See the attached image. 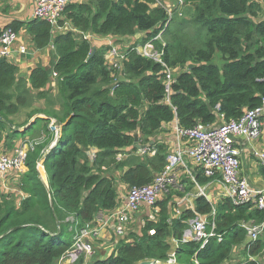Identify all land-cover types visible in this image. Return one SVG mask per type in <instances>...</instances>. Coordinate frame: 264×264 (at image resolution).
<instances>
[{
	"label": "trees",
	"instance_id": "1",
	"mask_svg": "<svg viewBox=\"0 0 264 264\" xmlns=\"http://www.w3.org/2000/svg\"><path fill=\"white\" fill-rule=\"evenodd\" d=\"M165 1L94 0L70 4L58 26L63 28L66 21L74 31L56 36L50 24L34 19L26 24L31 44L36 50L52 44L54 60L49 68L35 67L27 79L19 77L16 65L0 57V144L10 150L15 140L23 139L38 125L42 135L27 154V171L20 178L19 187L25 197L16 206L13 199L0 195V264H57L74 242L70 230L74 224L68 218L75 219L79 226L91 222L99 212L107 213L117 207L118 183L127 190L145 186L163 170L167 148L150 142L163 124L176 122L184 130L198 124L209 126L217 124L221 115L225 121L236 120L244 111L261 105V3L183 0L192 4L197 37L203 34L195 43L182 34L183 23H177L178 29L170 31L171 22L179 19L178 15L165 27L168 16L158 5ZM19 27L11 26L16 32ZM160 32L167 37L164 45L153 41ZM139 34L141 38L126 49L117 67L105 60L111 43L95 49L89 41L90 35L113 38ZM149 41L162 52L166 67L176 71L168 99L164 67L136 51ZM216 54L223 60L220 67L212 63ZM53 73L57 74L60 95L58 109H38L22 125H14L12 117L28 104L32 92L38 98L46 97L44 91L53 81ZM120 76L126 82H120ZM39 113L44 117H37L19 131ZM52 121L59 129L57 138L50 127ZM135 134L139 135L140 145H149L154 155H129L117 160L124 149L136 151ZM52 142L55 144L51 147ZM41 159L47 185L36 168ZM211 180L201 171L195 176L199 186ZM169 202V197L157 201L156 221L146 220L139 234L120 241L111 256L95 259L92 264H168L172 253L174 264H225L241 248L239 255L243 260L238 264L259 263L264 254V236L249 242L240 225L260 224L264 220L262 211L253 205L234 206L228 198L214 206L203 196H196L194 211L210 215L214 209L216 231L223 234L221 242L212 239L200 249L195 243L180 244L186 222L194 213L182 210L173 218Z\"/></svg>",
	"mask_w": 264,
	"mask_h": 264
},
{
	"label": "built area",
	"instance_id": "2",
	"mask_svg": "<svg viewBox=\"0 0 264 264\" xmlns=\"http://www.w3.org/2000/svg\"><path fill=\"white\" fill-rule=\"evenodd\" d=\"M81 0H33L34 19L47 22L55 30L62 20L63 12L67 5L77 4ZM158 5L165 9L168 22L173 17V11L177 12L179 17L182 16V9L186 3L183 0H166L159 2ZM53 30V32H54ZM19 39V34L11 27H6L0 31V57L8 58L12 47ZM153 41L162 42V32L157 35ZM164 45V44H162ZM120 49L112 46L109 51L110 63L117 67L118 62L124 59L125 53H119ZM137 53L144 57L161 64L165 69V93L168 99L171 93V85L174 82L175 70H170L162 62V52L154 48L152 41L145 43L143 46L136 48ZM20 54H25V45L19 47ZM53 80L57 78V74H52ZM264 114V98H262L261 105L253 110H246L244 114L236 120L225 121L223 116H220V121L214 125H196L191 129H179L176 125L175 130L179 137L186 141L184 147H180L172 153H167L166 162L163 170L154 177L153 181L145 186L130 187L119 207L107 213L99 212L94 219L96 225H92V220L89 223L78 225L72 217L68 218L74 226L70 228L74 231L75 237L73 239L72 248L66 252L58 260V264H75L82 255H92L91 240L99 237L101 231L108 225H113L114 232L121 235L126 230L127 224L131 221L133 215L137 213L143 206L153 208L156 206L159 195L166 194L170 188L176 187L175 170L185 167V158L187 157L206 178H219L224 186V196L231 200L234 206L253 205L256 209L264 213V188L257 189L249 185L245 178L239 174L240 170V150L235 148L232 144L236 137H244L247 140H254L260 136L261 133V117ZM50 127L55 131L56 138L59 130L54 127V121L51 122ZM55 142H52V146ZM36 145L32 143H21L13 149L0 154V182H2L10 174L22 176L26 171L27 154ZM51 146V147H52ZM143 149H136L134 152L136 156L143 157L147 153L152 156L154 150L150 151L149 145H145ZM122 151L117 155V160H122L124 157ZM127 156V154H126ZM90 157L95 158L94 153L91 152ZM255 157L259 160L264 168V153L255 152ZM37 170L45 174L42 162L36 165ZM186 168V167H185ZM204 190L199 189L196 196H204ZM25 196L22 195L21 198ZM194 217L186 222V228L182 233L180 244L195 243L200 249L204 248L212 239L218 242L223 240V234L216 231L213 218L215 210L212 209L210 215H201L196 213L193 209ZM247 235L249 242H255L259 237L264 235V220L260 224L253 222L242 223L240 225ZM176 244V241L174 242ZM178 246L176 245V248ZM241 248L240 250H242ZM238 251L234 252V255ZM168 264L175 263L174 253L170 255ZM195 264L197 262L195 261Z\"/></svg>",
	"mask_w": 264,
	"mask_h": 264
},
{
	"label": "crops",
	"instance_id": "3",
	"mask_svg": "<svg viewBox=\"0 0 264 264\" xmlns=\"http://www.w3.org/2000/svg\"><path fill=\"white\" fill-rule=\"evenodd\" d=\"M92 1L94 0H81L80 2H82V4H87ZM258 1L261 3L262 11L264 14V0ZM33 11V0H0V31L6 27H11L12 25H20L17 31V33L19 34V39L17 40L14 47H12L10 55L6 59L17 66L19 70V77L25 79L29 77L31 71L35 67L41 66L44 68H49L51 66L52 60H54V48L52 44H50L43 50H36L31 44L30 37L28 36L26 31V24L34 20ZM65 25H67V23H65ZM69 29V31H74L73 29H71V27ZM66 31L67 30L63 29L62 27H58L54 30L53 33L54 36H56L60 33H65ZM88 35L89 34L85 36ZM90 36L94 39L93 42L96 46H94L95 48H99V46L109 45L110 43L115 42V37L100 38L94 35ZM22 45H25V54H20L19 52V47ZM46 89L48 90V85L46 86ZM26 120H28V117L25 116L24 122ZM261 123V133L257 139L247 140L244 137H236L232 142L233 146L240 150V176L242 178H245L251 187L257 189L264 188V168L260 164L259 160L255 157V152L264 153V114L261 117ZM13 124L15 125L14 121ZM176 125V122L163 124L160 133L152 137L150 139V142L163 144L167 148V153H172L178 148L184 147L186 141L179 137L176 133ZM135 135L139 137L138 134ZM26 136L28 137L29 135L27 134ZM26 136H24L23 139L15 140L11 149L23 143ZM41 137L42 135L40 136V138ZM5 151H7L6 148L3 146V144H0V154ZM123 152L125 154V159L129 155L135 156V153L130 149H124ZM185 167L175 170V184L177 185L174 188H177L178 184L184 186L180 188L181 190L173 189V194L170 197L168 196L170 198L168 210L170 212V216H172L173 218L178 216L182 210H194V199L196 197V194H192V192L190 191L192 189V182L194 183V188H197L196 193H198L199 189H203L205 193L203 197L206 198V200L214 206L224 198H226L223 195L225 190H223L224 186L219 178L212 179L204 186H199L195 182V176L200 170H198V168L187 157L185 158ZM189 179L191 180V183H188L187 180ZM6 181L8 180H5V182ZM184 183H186V185ZM116 189L118 192L117 207H119L122 204V201L127 193V189L126 186L122 183H118ZM184 189L185 191L183 192ZM164 198L166 197L159 195L158 201H161ZM155 212L156 206L153 208L143 206L137 213L133 215L131 219L132 222L130 221L129 224H127L126 230L121 235H117L114 232L113 225H108L101 231L98 238L90 241V243H92L93 252L94 248L98 249V246L102 247L103 249H108L107 256L103 257L102 259L108 258L109 256H111V254L114 253L120 241L128 240L130 235L133 233L139 234L146 220L156 221V218L154 217ZM96 221V219L92 221L93 226L96 225ZM129 225H132V227H129ZM168 241L170 242V244H172L174 240L172 239V237H170ZM238 253H240V249H238ZM95 259H101V257L95 255L94 260ZM258 262V264H264V254L258 259Z\"/></svg>",
	"mask_w": 264,
	"mask_h": 264
},
{
	"label": "rangeland",
	"instance_id": "4",
	"mask_svg": "<svg viewBox=\"0 0 264 264\" xmlns=\"http://www.w3.org/2000/svg\"><path fill=\"white\" fill-rule=\"evenodd\" d=\"M182 14H183L182 17L171 22V27L169 29H172V30H170V31L178 29L179 26H176L177 23H183V25H182L183 28L181 31L182 34L184 36H187L189 39L193 40L195 43H198L201 40V37L203 36V34H200V37H197L196 27L193 26L194 12H193L192 4L184 5V8L182 9ZM64 16L62 17L61 21H64ZM174 16H177L176 11H173V17ZM65 23H67V25H65ZM65 23H64L63 29L69 31L70 30L69 29L70 24H69V22H66V21H65ZM53 35H54V33H53ZM140 38H141L140 34L137 36H133V37L132 36L131 37H115V43H111L109 46V49L106 50V52H105L106 63L110 64V63L114 62L113 60H109V55H108L111 46L117 47V49H120L118 52L124 54L126 49L128 47L132 46L134 43H137ZM166 38L162 37V42H160V43L165 44ZM93 40L94 39L90 36L89 41L92 43L93 46H95ZM212 63H214L220 67L223 63L221 55H219V54L214 55V57L212 59ZM44 92L46 94L45 98H38L34 92H32V94H30V97L28 98V104L21 108V111L18 113V115H15L14 117H12L16 126H19L20 124H22L24 122L25 116L29 117V115L31 113H33L34 111H36L38 109L39 110H44V109H51V110L56 109L57 110L58 109L59 102H60V95H59V89L57 87V78H55V80H53L50 83V85H48V90H45ZM41 114L39 113V114L34 115L33 117H30L29 123L30 124L33 123V121L37 117L43 118L44 116ZM30 124H29V126H30ZM56 130L58 131L59 129L56 128ZM28 135L29 136L28 137L26 136V138L24 139L25 141L23 143L35 144V142H40V140L42 139V137L40 138V136H41L40 126L39 125L34 126L28 132ZM2 137H4V135H2ZM7 151H9V150H7ZM39 162H42V159ZM116 173L117 172H115L114 174H116ZM39 174H40V177L42 178V180L44 181V183L46 184V175L42 172L41 173L39 172ZM118 175L119 174H117L116 177H118ZM20 178H21V176L19 177L18 175L10 174L2 182H0V195L10 197L11 200L13 199L16 206L21 202V199H22L21 196L24 195V193L21 192L20 187H19ZM5 180H8V181L5 182ZM187 181H188V183H191L190 179ZM184 184L186 185V183H184ZM183 186L184 185L178 184L177 188H170L169 191L166 194H162V196H165V197L169 196L170 197L173 194V189L181 190L180 188ZM191 188H190L191 189L190 191L192 192V194H194V193L198 194V193H196L197 188H194L192 186H191ZM188 189H189V187H188ZM184 191H185V189L183 190V192ZM186 192H187V189H186ZM129 227H132V225H129ZM71 232H73V239H74L75 233H74V231H71ZM91 252H93L92 249H91ZM107 252H108V249H103L102 247L98 246V249L94 248V252L92 255H85V254L82 255L75 264H92L94 261L95 255L100 256L102 259L103 257L107 256ZM242 260H243L242 254L239 255V253L237 252L235 255L233 253L231 255V259L228 260L225 264H238Z\"/></svg>",
	"mask_w": 264,
	"mask_h": 264
},
{
	"label": "water",
	"instance_id": "5",
	"mask_svg": "<svg viewBox=\"0 0 264 264\" xmlns=\"http://www.w3.org/2000/svg\"><path fill=\"white\" fill-rule=\"evenodd\" d=\"M262 20H264V14H263V17H262ZM96 49V48H95ZM93 54H94V52L91 54V56H93ZM90 56V57H91ZM89 57V58H90ZM192 68V65H189L188 66V69H191ZM120 82H126V79H124L122 76H120L119 77V79H118ZM30 124V123H29ZM29 124L28 125H26L24 128H22L21 130H19V131H23V130H25L28 126H29ZM50 146H52V145H50ZM146 146L145 145H140L139 144V142H138V137L136 136V135H134V148L135 149H143V148H145ZM140 264H156L154 261H144V262H142V263H140Z\"/></svg>",
	"mask_w": 264,
	"mask_h": 264
},
{
	"label": "bare ground",
	"instance_id": "6",
	"mask_svg": "<svg viewBox=\"0 0 264 264\" xmlns=\"http://www.w3.org/2000/svg\"><path fill=\"white\" fill-rule=\"evenodd\" d=\"M70 5V4H69ZM68 6V5H67ZM66 9V8H65ZM246 232V231H245Z\"/></svg>",
	"mask_w": 264,
	"mask_h": 264
}]
</instances>
